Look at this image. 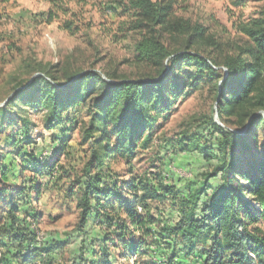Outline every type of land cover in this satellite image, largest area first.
Masks as SVG:
<instances>
[{"label":"trees","instance_id":"obj_1","mask_svg":"<svg viewBox=\"0 0 264 264\" xmlns=\"http://www.w3.org/2000/svg\"><path fill=\"white\" fill-rule=\"evenodd\" d=\"M258 1L263 4L257 16L239 27L249 44L225 57L222 69L208 56L171 51L163 43L162 34H176L189 48L206 35L200 25L191 28L176 17L172 1L129 0L136 16L133 28L143 31L134 45L135 57L159 65L154 77L129 79L87 69L67 72L63 80L41 67L25 83L13 85V97L0 105V264H64L67 241L40 239L28 220L38 228L42 211L36 206L51 188L76 200L77 234L85 235L88 226L102 233L90 259L81 242L79 264H117L128 250L135 252L141 245L153 250L147 251L152 264H182L180 252L192 258L197 242L208 246L199 251V263L194 264H249L251 254L264 263V0ZM207 83L224 125L214 117L207 121L218 134L216 153L206 143L198 147L188 138L185 148L206 160L216 159L217 164L201 173L198 185L188 184L186 193L160 175H155L154 183L136 177L130 165L129 179L122 181L113 162L119 158L128 162L139 142L148 143L174 99ZM22 106L44 112L47 131L62 132L50 141V153H38L31 136L36 127H30ZM78 109L84 110L86 120L79 121L78 115L75 121ZM66 122L70 127L64 126ZM230 124L235 129L228 128ZM76 125L87 148L82 151L80 175L70 179L58 156ZM219 173L220 183L210 187L209 180ZM61 180L63 188H57ZM150 200L170 201L177 210L176 222L160 224L149 213L145 202ZM152 225L156 231L148 228ZM161 242H166L164 251Z\"/></svg>","mask_w":264,"mask_h":264},{"label":"rangeland","instance_id":"obj_2","mask_svg":"<svg viewBox=\"0 0 264 264\" xmlns=\"http://www.w3.org/2000/svg\"><path fill=\"white\" fill-rule=\"evenodd\" d=\"M153 1L162 4L172 1L176 17L188 23L191 28L200 25L206 31L204 39L191 43L189 48H186L184 37L162 34L161 39L168 49L208 56L217 61L221 69L225 57L237 55L249 44L239 27L256 17L263 4L258 0ZM128 5L129 0L0 2V105L7 97H13L10 94L13 85L25 83L30 74L41 67L50 69L60 79L67 72L76 73L87 69L129 79L154 77L159 71V65L139 62L135 57L134 45L143 31L141 28H133L136 16ZM38 73L40 72L34 74ZM188 92L174 99L170 110L159 117L148 143L143 146L139 142L128 162L123 158L113 162V168L122 181H128L127 168L130 165L136 177L142 175L150 183H154L155 175H160L165 183L186 193L188 184L198 185L202 180L201 173L211 170L217 164L216 159L206 160L201 153L185 148L188 138L198 147L206 143L215 152L218 134L207 125V121L216 114L213 88L210 83L200 84L197 89ZM23 109L30 120V127H36L35 131L32 129L31 136L36 141L34 144H37L38 153H50V141L53 136L62 132L58 128L54 132L45 129L44 112L30 106ZM78 115L79 121L87 119L84 110L81 112L78 109L73 114L75 121ZM64 126L70 127L67 122ZM235 127L232 124L228 126L230 129ZM70 129L72 131L68 134L66 150L58 156V164L63 166L71 179L80 175L82 151L86 150L87 144L81 141L79 126ZM39 135L41 138L36 140ZM56 157L57 155L52 156L53 159ZM64 181L61 180L56 187L63 188ZM220 181L221 173L208 183L210 187H216ZM64 194L56 188L43 192L36 206L42 211L38 230L40 239H55L61 243L67 241L63 254L64 264H79L81 242L84 241L85 258L90 259L93 243L102 238V233L99 229L88 226L85 235L77 234L76 200H68ZM145 203L148 204L149 213L160 224L176 222L177 210L170 201L150 200ZM148 228L157 230L156 225ZM165 243L161 242V249ZM197 243L192 258L186 259L183 257L184 252H180L182 264L199 263V251L206 249L208 242ZM147 251L153 250H148L145 245H141L135 252L130 249L127 257L118 259L117 264H152ZM249 264L264 263H260L251 254Z\"/></svg>","mask_w":264,"mask_h":264},{"label":"built area","instance_id":"obj_3","mask_svg":"<svg viewBox=\"0 0 264 264\" xmlns=\"http://www.w3.org/2000/svg\"><path fill=\"white\" fill-rule=\"evenodd\" d=\"M31 222V226L36 230V233L38 234V237H40V231L38 230V228L35 226V224L33 223L32 219H28ZM34 264H40L39 262L34 263Z\"/></svg>","mask_w":264,"mask_h":264},{"label":"water","instance_id":"obj_4","mask_svg":"<svg viewBox=\"0 0 264 264\" xmlns=\"http://www.w3.org/2000/svg\"><path fill=\"white\" fill-rule=\"evenodd\" d=\"M9 98H10V96L7 97V99H6L3 103H5ZM3 103H2V104H3ZM2 104H1V105H2ZM214 121H215L218 125L222 126V124H221V123L219 122V120H218L217 113L214 115Z\"/></svg>","mask_w":264,"mask_h":264}]
</instances>
